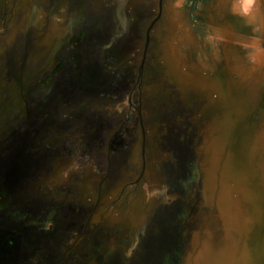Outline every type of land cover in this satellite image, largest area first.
<instances>
[{"label": "rangeland", "instance_id": "rangeland-1", "mask_svg": "<svg viewBox=\"0 0 264 264\" xmlns=\"http://www.w3.org/2000/svg\"><path fill=\"white\" fill-rule=\"evenodd\" d=\"M239 7L0 0V264L128 194L136 264H264V0Z\"/></svg>", "mask_w": 264, "mask_h": 264}, {"label": "flooded vegetation", "instance_id": "flooded-vegetation-1", "mask_svg": "<svg viewBox=\"0 0 264 264\" xmlns=\"http://www.w3.org/2000/svg\"><path fill=\"white\" fill-rule=\"evenodd\" d=\"M143 179L144 174L139 178L137 184ZM145 181H148L149 184H147L146 191L154 193L160 179L158 175L152 174ZM125 193H129V191ZM124 198L119 205L112 203L107 208L99 206V203L95 204L97 206H90V215L88 220H85L88 225L87 231L79 233L78 240L75 239L74 242L68 244L61 242L64 240L49 238L51 241L50 251H47V254L42 252L41 258L35 254L34 264H85V259L90 254L95 256L91 260L92 264H136L138 259H134V253L140 252L141 254L143 242L152 240L153 236L147 230L148 223H144V220L141 222L145 203L138 202L141 205L138 210L140 206L136 208L132 196L130 197L128 194ZM51 235L52 233L49 234V236ZM85 237H87L86 240ZM62 239L70 240V237L63 234ZM80 244L81 248L77 247ZM53 246L56 248H52Z\"/></svg>", "mask_w": 264, "mask_h": 264}, {"label": "clouds", "instance_id": "clouds-1", "mask_svg": "<svg viewBox=\"0 0 264 264\" xmlns=\"http://www.w3.org/2000/svg\"><path fill=\"white\" fill-rule=\"evenodd\" d=\"M257 4V0H239V11L240 14L249 17L253 12L254 6ZM253 31H258V29L254 28Z\"/></svg>", "mask_w": 264, "mask_h": 264}]
</instances>
